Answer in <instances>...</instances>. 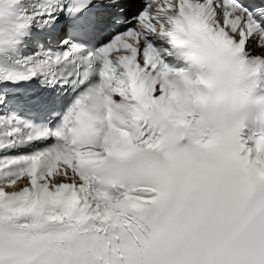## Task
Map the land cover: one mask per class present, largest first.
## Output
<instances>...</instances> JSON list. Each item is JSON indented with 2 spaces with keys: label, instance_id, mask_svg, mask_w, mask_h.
Here are the masks:
<instances>
[{
  "label": "snow or ice",
  "instance_id": "1",
  "mask_svg": "<svg viewBox=\"0 0 264 264\" xmlns=\"http://www.w3.org/2000/svg\"><path fill=\"white\" fill-rule=\"evenodd\" d=\"M0 264H264V0H0Z\"/></svg>",
  "mask_w": 264,
  "mask_h": 264
}]
</instances>
